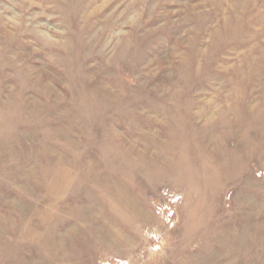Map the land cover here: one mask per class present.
Listing matches in <instances>:
<instances>
[{"label":"rangeland","instance_id":"rangeland-1","mask_svg":"<svg viewBox=\"0 0 264 264\" xmlns=\"http://www.w3.org/2000/svg\"><path fill=\"white\" fill-rule=\"evenodd\" d=\"M0 264H264V0H0Z\"/></svg>","mask_w":264,"mask_h":264}]
</instances>
